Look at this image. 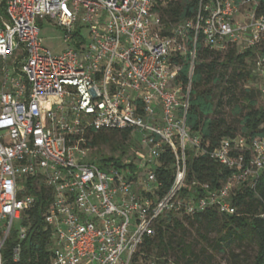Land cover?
Returning <instances> with one entry per match:
<instances>
[{
	"label": "built area",
	"instance_id": "obj_1",
	"mask_svg": "<svg viewBox=\"0 0 264 264\" xmlns=\"http://www.w3.org/2000/svg\"><path fill=\"white\" fill-rule=\"evenodd\" d=\"M170 1L0 0V264L15 226L20 240L26 235L23 213L43 195L51 264H135L164 214L233 215L232 188L255 187L264 136L225 137L209 151L187 118L200 39L215 51L255 50L264 95L261 0H198L194 17L176 22L165 15ZM46 18L67 30L60 54L41 41ZM115 129L129 131L130 150L123 166H101L86 135ZM191 151L235 169L230 180L215 190L188 182ZM168 164L165 186L159 166ZM12 252L19 261L21 243Z\"/></svg>",
	"mask_w": 264,
	"mask_h": 264
},
{
	"label": "trees",
	"instance_id": "obj_2",
	"mask_svg": "<svg viewBox=\"0 0 264 264\" xmlns=\"http://www.w3.org/2000/svg\"><path fill=\"white\" fill-rule=\"evenodd\" d=\"M197 7L198 0H171L164 11L170 21L176 22L193 18ZM259 13L264 14V0H261ZM189 34L191 38L193 33L190 31ZM255 56L253 49L241 52L236 45H232L227 50L215 51L199 40L198 56L191 76L187 123L193 132H200L204 136L209 151L217 147L225 137L244 136L250 140L256 136H264V102L258 101L259 95L263 99L264 95L255 72ZM189 70L190 62L186 59L180 73V81L185 85L189 82ZM248 81L256 83L257 89L246 87L237 98L240 100L241 114L239 128L234 122L227 120L221 106L227 92L233 94L237 83ZM220 88L224 91L217 97ZM212 114L215 116L211 117ZM86 137L103 157L99 161L101 166L107 163L124 165L123 158L130 150L129 140L125 144L123 142L129 139L128 130L90 131ZM118 137L122 138L120 143H116ZM106 144L112 146L109 154L101 148ZM234 171L235 169L217 163L208 152H190L188 182L197 180L207 183L208 190H215L227 183ZM159 172L165 186H169L172 181L170 164L159 166ZM36 193L37 196L40 194ZM229 200L237 208V213L233 215L218 209H207L194 215L179 216L168 212L161 216L157 222L156 235L145 240L135 264L151 260L160 264H216L214 251L225 250L229 251L230 264H244L245 258H241L240 253L233 250V245L242 249L245 243H253L256 247L252 264H264V218L259 216L264 211V169L255 187L248 182L239 183L232 188ZM46 208L47 201L43 195L33 208L23 213L20 222L26 227V235L20 240L15 226L5 244V264H51L52 236L51 231L45 227ZM187 224L195 226L199 237L207 242L212 252L208 253V249L204 247L197 251L193 243L186 240ZM212 231H216L218 237L209 240L207 234ZM17 243H21V255L16 262L13 260L12 250Z\"/></svg>",
	"mask_w": 264,
	"mask_h": 264
},
{
	"label": "rangeland",
	"instance_id": "obj_3",
	"mask_svg": "<svg viewBox=\"0 0 264 264\" xmlns=\"http://www.w3.org/2000/svg\"><path fill=\"white\" fill-rule=\"evenodd\" d=\"M237 18L240 19L239 16ZM83 32L85 35H88V30L86 28L83 29ZM66 34H67V30L65 28L58 26L57 24H55V22H53L52 20H49L48 18H46L41 25V31H40L41 41L44 46H46L48 49H50L55 54H60L69 47V44L65 41ZM230 71H231V68H229V72ZM1 73L2 71L0 70V77H1ZM16 74L19 75L18 73H15V75ZM246 87L257 89V84L251 83L250 81L244 82V83L243 82L237 83V86L235 87L233 94L227 92L224 95L223 97L224 103L221 106L223 115L227 118V120L230 123L234 122V124H236L239 128H241V125H239V118L241 114L239 111L240 100L237 98L242 93L241 91H243V89ZM222 90L223 89L220 88L217 91L218 92L217 97L220 95ZM258 101L259 103L264 102V99L261 95H259ZM214 116H215L214 114L211 115V117H214ZM128 140H129L128 138L126 140H123L124 144L127 143ZM121 141H122V138L120 137L116 139V143L117 142L120 143ZM102 146L103 147L101 148L105 152H110L112 148V146L109 144L102 145ZM207 237L209 240H213V239H216L218 235L216 231H212L207 234ZM186 240L189 242H192L197 251H199L201 247H204L208 249V253L212 252V249L207 246V242L199 237L195 226L191 224H187ZM233 250L237 253H240L241 258L243 259L245 258L243 260L244 264H252V260L256 252V247L253 243H249V244L245 243L242 249H239L238 247L233 245ZM214 256H215L216 264H230L229 262L230 255H229L228 250H225L224 252L214 251ZM170 258L174 259V257H170Z\"/></svg>",
	"mask_w": 264,
	"mask_h": 264
}]
</instances>
